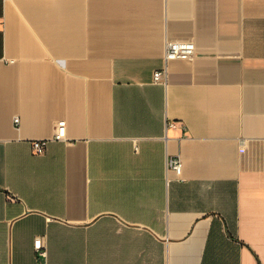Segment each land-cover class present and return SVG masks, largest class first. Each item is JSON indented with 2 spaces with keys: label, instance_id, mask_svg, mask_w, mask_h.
<instances>
[{
  "label": "crops",
  "instance_id": "obj_1",
  "mask_svg": "<svg viewBox=\"0 0 264 264\" xmlns=\"http://www.w3.org/2000/svg\"><path fill=\"white\" fill-rule=\"evenodd\" d=\"M0 264H264V0H0Z\"/></svg>",
  "mask_w": 264,
  "mask_h": 264
},
{
  "label": "built area",
  "instance_id": "obj_2",
  "mask_svg": "<svg viewBox=\"0 0 264 264\" xmlns=\"http://www.w3.org/2000/svg\"><path fill=\"white\" fill-rule=\"evenodd\" d=\"M195 53V46L192 42L185 41H167L165 47V60L172 59H191ZM166 70H159L154 73V81L162 82L166 80ZM15 123H18L19 119H14ZM66 140V122L59 121L54 129L53 138L34 140L31 142V147L35 154H43L50 141H65ZM168 169L173 170L176 175H180L182 172V162L180 157H169L167 159ZM36 250L41 248V240H36L34 243ZM45 255V253H43Z\"/></svg>",
  "mask_w": 264,
  "mask_h": 264
}]
</instances>
